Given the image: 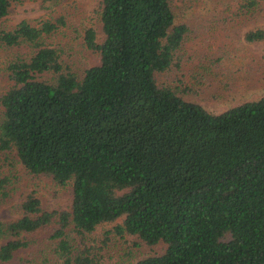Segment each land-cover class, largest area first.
Masks as SVG:
<instances>
[{"label":"trees","instance_id":"obj_1","mask_svg":"<svg viewBox=\"0 0 264 264\" xmlns=\"http://www.w3.org/2000/svg\"><path fill=\"white\" fill-rule=\"evenodd\" d=\"M10 4L0 0V19ZM98 19L100 40L84 30L98 62L81 77L43 38L57 21L0 28L1 44L30 48L8 63L0 94V211L13 200L11 159L71 188L68 208L45 207L35 188L10 204L0 264H98L87 236L104 222H116L106 237L163 244L132 264H264V93L212 111L184 96L188 81L159 83L156 73L181 69L188 30L171 0H101ZM244 39L263 40L264 27ZM44 229L39 244L30 235ZM36 242L38 262L19 255Z\"/></svg>","mask_w":264,"mask_h":264},{"label":"rangeland","instance_id":"obj_2","mask_svg":"<svg viewBox=\"0 0 264 264\" xmlns=\"http://www.w3.org/2000/svg\"><path fill=\"white\" fill-rule=\"evenodd\" d=\"M10 1L7 15L0 19V28H13L21 20L32 24L43 19L57 21V29L43 38L59 50L64 65L81 77L86 67L98 62V52L85 44L84 30L93 27L97 30V38H102L98 19L101 0ZM171 3L175 21H185L188 30L179 54L181 69L173 66L156 73L159 83L179 86L177 78L188 81L182 88L193 87L186 90L184 96L212 111L264 93V39L254 42L244 39L248 29L264 27V1L254 14L243 12L247 0H171ZM29 50L27 44L8 46L0 43V94L10 84L8 63L17 55L25 56ZM217 56L220 62L213 60L209 65L210 59ZM192 75L195 78L192 79ZM10 161L5 170L13 176L12 186L15 185L11 203L35 188L45 207H69L71 188L68 184L57 185L50 177L30 174L16 158ZM10 204L1 208L3 218L18 215ZM115 223H101L87 236L88 242L96 246L98 264H132L147 253L163 249L162 243L151 246L136 237L112 233L106 237L104 231ZM47 234L48 230L44 229L30 236L37 235L41 239L39 244H46L49 242ZM40 254L38 242L19 253L32 258V262H38Z\"/></svg>","mask_w":264,"mask_h":264}]
</instances>
